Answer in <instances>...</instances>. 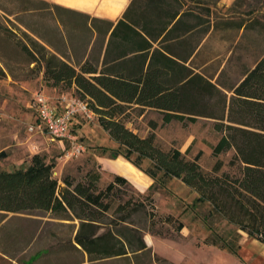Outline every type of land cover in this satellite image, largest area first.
Masks as SVG:
<instances>
[{
	"label": "trees",
	"instance_id": "obj_1",
	"mask_svg": "<svg viewBox=\"0 0 264 264\" xmlns=\"http://www.w3.org/2000/svg\"><path fill=\"white\" fill-rule=\"evenodd\" d=\"M196 1L131 0L123 18L103 29L111 33L101 68L90 60L74 65L47 53L44 46L40 58L31 61L42 64L45 79L75 88L88 102L115 145L101 146L100 156L123 157L145 172L153 184L163 178H179L196 193L197 202L207 203L211 213L264 243V55L230 88L229 97L216 83L194 72L185 64L192 53L191 43L180 37H189L197 26H207V30L211 22L194 13ZM203 1L197 2L205 5ZM255 1L264 5V0ZM248 3L236 0L234 6ZM202 10L207 17L211 14L208 5ZM178 33L182 55L173 51L176 45L167 42ZM131 110L138 115L146 110L160 113L162 125L174 120L194 123L199 117L214 119L222 135L211 147V154L218 157L212 169L200 165L201 150L192 158L187 155L189 148L185 153L174 146L164 149L154 132L142 138L127 128L126 114ZM150 125L157 129L155 122ZM231 149L234 154L229 164H237L238 174L223 170L219 159ZM30 161L26 168L0 171V218L35 210L49 212L58 220H77L70 244L75 250L79 245L89 262L123 259L131 264L148 250L144 233L169 235L168 230L154 227L158 221L153 184L141 193L116 174L100 187L92 168L82 172L81 166L74 173H65L59 182L53 174L55 164L44 155L33 154ZM144 161L150 166L142 168ZM133 216L149 226H137ZM160 221L173 224L176 232L185 227L171 215ZM210 244L235 255L239 248L223 238Z\"/></svg>",
	"mask_w": 264,
	"mask_h": 264
},
{
	"label": "rangeland",
	"instance_id": "obj_2",
	"mask_svg": "<svg viewBox=\"0 0 264 264\" xmlns=\"http://www.w3.org/2000/svg\"><path fill=\"white\" fill-rule=\"evenodd\" d=\"M197 1L194 13L211 22L207 30V26H198L196 32L187 37L192 46V58L188 66L216 83L229 97L230 88L238 84L264 55V5L255 0L240 6H234L236 0H204L205 5ZM206 5L210 6L211 14L208 17L202 10V6ZM40 6L43 9L41 19L32 16V12L27 10ZM46 9L27 0H0V154L4 153L0 157V171L26 168L31 162V156L38 153L55 164L53 174L59 182L65 173H74L75 168L81 166L82 172L92 168L94 179L100 187L111 181L114 175L122 174L137 191L145 193L153 184L145 172L121 156L118 159L108 153L100 156L101 146L115 145L99 124L98 116L87 119L76 115L70 124V134L84 147L79 155H66L68 142H65L66 149H63L62 145L49 141L44 134L28 132L29 124L35 120V111L30 105L36 94L44 93L53 100L71 94L86 101L76 94L75 88L54 85L45 79L42 64L31 61L32 57L38 59L41 56L42 44L37 41V37L43 40L54 39L49 45L59 50L64 48L56 26L50 21L48 14L51 12ZM255 17L260 22H256ZM71 35L73 40L70 46L80 48L81 34L73 32ZM43 44L49 47L45 42ZM46 52L49 53V48ZM79 54L73 56L74 61L79 62ZM96 57L90 55L89 59L95 61ZM126 115L127 128L142 138L154 132L156 142L164 149L174 146L185 153L189 148L187 155L192 158L201 150L200 165L206 170H211L218 158L211 154V147L217 143L222 132L216 130L214 119L199 117L194 123L174 120L162 125L161 114L151 110L142 112V115L131 110ZM150 121L156 123L157 129L151 128ZM233 152L231 149L219 159L223 170L238 174L237 164H229ZM108 159L112 161L108 162ZM148 166L149 162L144 161L142 168ZM153 185L154 213H157L155 221H158L154 227L168 230L169 235L159 237L144 233L148 250L139 253V257L131 264H264L263 242L248 237L233 224L211 213L207 203L197 202L196 193L179 178L159 179ZM166 215L177 218L185 227L180 232L174 231L173 224L160 221ZM1 218L0 251L16 257L14 259L17 262L27 261L29 255L53 243L51 248L54 247L57 254L49 257L52 264H130L123 259L89 263L82 251L69 249V246L65 249L64 243L75 232L77 220L66 224L35 210L7 214ZM133 222L139 227L145 226L140 217L133 216ZM148 226L146 224L143 228ZM36 228L42 232L37 236L34 247L28 253L18 255L19 243L29 240ZM217 238L239 245L237 255L210 244ZM8 263L13 264L0 255V264Z\"/></svg>",
	"mask_w": 264,
	"mask_h": 264
},
{
	"label": "crops",
	"instance_id": "obj_3",
	"mask_svg": "<svg viewBox=\"0 0 264 264\" xmlns=\"http://www.w3.org/2000/svg\"><path fill=\"white\" fill-rule=\"evenodd\" d=\"M27 1L34 2L38 5L40 4L46 7L47 8L46 10L51 12V14H48L50 17V21L54 23L53 24L54 26H56L57 28L56 31L59 32L58 33L59 38L60 41L64 43V48H62L61 51L57 47L53 45H49L55 41L54 39L43 40L37 37V41L40 44H42V46H44L46 49L49 48L50 54L54 56L56 55L62 60L71 62L74 65L82 64L84 61L90 60L92 63L99 65L98 68H101L103 64V60H104L103 58L106 54V49L108 45L107 42L111 33V30L105 33L103 29L106 27L107 23L110 22L116 23L118 20L122 19L124 16L123 15L124 12L131 3V0H27ZM27 10L29 12H32V16L34 17L35 16L39 18L42 17V15L40 14L41 11L43 10L41 6L38 8H28ZM20 11H22V9ZM177 19L178 17L176 18V20ZM192 25H193L192 27H194V23H192ZM196 28H198V26L191 31V34L196 32ZM73 32L79 33V35L81 34L82 46L80 48H75L73 46H70V43L73 40L71 33ZM179 35L180 34L178 33L177 35L174 36V38L168 39L167 42L169 44H174V46L176 45L173 51H175L177 54L182 55L185 53L184 48L183 47L180 48V45H177V43L180 42V38L184 39L187 38V36L182 35L179 38ZM43 42L48 44L49 47L44 45ZM78 51H80L81 53ZM79 53L81 54L80 56L81 59L79 60V62H76L73 60V56ZM191 54L192 53H190L189 59L192 58ZM90 55L97 56L96 58H94L95 61L89 59ZM188 61L185 63L187 66H188ZM56 143L59 144V142ZM118 158L120 157H116L115 159ZM110 161L112 160L108 159V162ZM7 214H13V213H7ZM45 214L50 216L49 212H46ZM59 221L60 222L63 221L66 224H70V222H72L69 220H62V219ZM2 225H3V221H1L0 227ZM41 232L42 231H40L39 228H36L33 231V233L30 234L31 239L29 238V240H27L26 242L19 243V249L17 251L18 255L19 254L23 255L28 253V251H30L34 247L35 240L37 236L41 234ZM75 232L71 234V237L66 241L67 243H64L65 249L66 246H69V249L70 248L72 249L71 247L72 243L70 244V240L73 239ZM52 245L53 243L48 244L47 247L42 248L40 251H36L35 253H33L32 256L29 255L27 257V261H21V263L20 261L17 262V260L14 259L16 257L8 256L4 251H0V255L4 259L10 261V263L12 262L13 264H52L51 259H49V257L55 256L57 254V251L54 250V247L51 248ZM76 246L81 251L80 246L79 245Z\"/></svg>",
	"mask_w": 264,
	"mask_h": 264
},
{
	"label": "built area",
	"instance_id": "obj_4",
	"mask_svg": "<svg viewBox=\"0 0 264 264\" xmlns=\"http://www.w3.org/2000/svg\"><path fill=\"white\" fill-rule=\"evenodd\" d=\"M35 111V120L29 124L28 132L46 135L49 141L59 142L66 149V155H79L84 151L83 145L76 142L70 134L69 127L76 115L92 119L94 113L88 102H83L73 95H61L56 100L42 94H36L30 105Z\"/></svg>",
	"mask_w": 264,
	"mask_h": 264
}]
</instances>
